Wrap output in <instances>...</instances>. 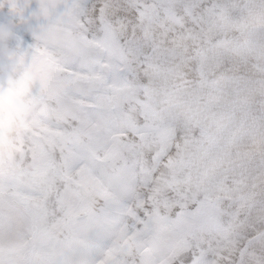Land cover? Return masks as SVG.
Segmentation results:
<instances>
[{"label": "snow or ice", "instance_id": "1", "mask_svg": "<svg viewBox=\"0 0 264 264\" xmlns=\"http://www.w3.org/2000/svg\"><path fill=\"white\" fill-rule=\"evenodd\" d=\"M5 6L0 264H264V0Z\"/></svg>", "mask_w": 264, "mask_h": 264}, {"label": "clouds", "instance_id": "2", "mask_svg": "<svg viewBox=\"0 0 264 264\" xmlns=\"http://www.w3.org/2000/svg\"><path fill=\"white\" fill-rule=\"evenodd\" d=\"M15 79L16 84L14 86H10L7 80L4 82L6 88L10 87L11 94H8V92L0 93V105L6 109L5 119L0 122V129L4 130L9 139H11L16 130V125L21 119L18 100L27 94L32 83L30 78L24 76ZM9 115L11 120L8 118Z\"/></svg>", "mask_w": 264, "mask_h": 264}, {"label": "rangeland", "instance_id": "3", "mask_svg": "<svg viewBox=\"0 0 264 264\" xmlns=\"http://www.w3.org/2000/svg\"><path fill=\"white\" fill-rule=\"evenodd\" d=\"M17 21L15 18L10 14L9 9L5 6L3 9H0V26H9L16 24ZM17 36L21 37L25 41H30L31 37L27 35L23 30L16 29Z\"/></svg>", "mask_w": 264, "mask_h": 264}]
</instances>
